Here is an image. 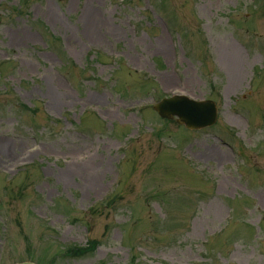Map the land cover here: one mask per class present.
<instances>
[{"label":"rangeland","instance_id":"obj_1","mask_svg":"<svg viewBox=\"0 0 264 264\" xmlns=\"http://www.w3.org/2000/svg\"><path fill=\"white\" fill-rule=\"evenodd\" d=\"M179 93L217 124L160 118ZM28 260L264 264V0H0V264Z\"/></svg>","mask_w":264,"mask_h":264},{"label":"water","instance_id":"obj_2","mask_svg":"<svg viewBox=\"0 0 264 264\" xmlns=\"http://www.w3.org/2000/svg\"><path fill=\"white\" fill-rule=\"evenodd\" d=\"M154 109L159 115L166 119H174L180 125L188 129H201L213 125L217 121L218 109L212 100H195L185 95H173L170 98H164ZM25 261L14 264H39L37 262Z\"/></svg>","mask_w":264,"mask_h":264},{"label":"trees","instance_id":"obj_3","mask_svg":"<svg viewBox=\"0 0 264 264\" xmlns=\"http://www.w3.org/2000/svg\"><path fill=\"white\" fill-rule=\"evenodd\" d=\"M34 113L38 112V109H34L33 111ZM101 244L100 240L97 239H89L87 244L82 246V245H76V244H69L65 247H63L60 252L62 256H66V257H83L89 254H92L95 252V250L97 249V247ZM209 245V243H208ZM207 245V246H208ZM132 259L134 260V257H132ZM52 260L49 261V264H51Z\"/></svg>","mask_w":264,"mask_h":264},{"label":"bare ground","instance_id":"obj_4","mask_svg":"<svg viewBox=\"0 0 264 264\" xmlns=\"http://www.w3.org/2000/svg\"><path fill=\"white\" fill-rule=\"evenodd\" d=\"M228 51H230V50H228ZM229 54L231 55L232 53H231V51L229 52ZM234 55V54H233ZM230 74H231V77H232V81L234 82V79H236V74H235V71L234 72H232V71H230ZM94 169L93 168H90V171L92 172ZM94 178V177H93Z\"/></svg>","mask_w":264,"mask_h":264}]
</instances>
